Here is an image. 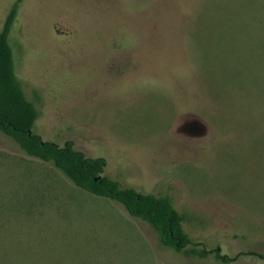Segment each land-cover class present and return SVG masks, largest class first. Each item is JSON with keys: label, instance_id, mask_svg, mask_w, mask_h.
I'll return each instance as SVG.
<instances>
[{"label": "rangeland", "instance_id": "rangeland-1", "mask_svg": "<svg viewBox=\"0 0 264 264\" xmlns=\"http://www.w3.org/2000/svg\"><path fill=\"white\" fill-rule=\"evenodd\" d=\"M9 42L35 133L169 193L191 246L234 260L164 245L0 131V264H264V0H22Z\"/></svg>", "mask_w": 264, "mask_h": 264}, {"label": "trees", "instance_id": "trees-1", "mask_svg": "<svg viewBox=\"0 0 264 264\" xmlns=\"http://www.w3.org/2000/svg\"><path fill=\"white\" fill-rule=\"evenodd\" d=\"M17 0L0 32V131L11 137L29 156L53 163L79 188L93 195L121 203L133 217L149 222L160 234L161 242L179 252L205 258L213 255L223 263L234 258L222 254L219 248H197L184 229V217L175 207L169 193L146 194L125 187L120 181L104 174L106 160L90 157L76 149L72 140L63 145L44 140L34 132L36 109L27 100L17 78L10 32L17 16Z\"/></svg>", "mask_w": 264, "mask_h": 264}]
</instances>
